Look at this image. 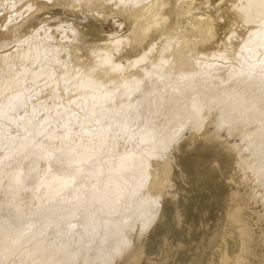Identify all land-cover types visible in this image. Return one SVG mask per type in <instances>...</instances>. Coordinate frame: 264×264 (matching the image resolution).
<instances>
[{
	"label": "bare ground",
	"instance_id": "6f19581e",
	"mask_svg": "<svg viewBox=\"0 0 264 264\" xmlns=\"http://www.w3.org/2000/svg\"><path fill=\"white\" fill-rule=\"evenodd\" d=\"M209 2L204 0L202 5H208ZM51 4L71 8L74 0H0V53L14 47L20 60L30 58L31 49L35 47L33 41L25 39V36L19 39L17 33L34 18L40 20V32L47 34L51 31L52 21L58 19L45 14L44 10ZM195 5L196 0L78 2L76 8L92 16H106L115 11L116 15L129 21V27L124 34L107 35L101 43L70 41L66 44L59 40L50 62L52 79L58 82L56 94L49 98L54 110L46 113L42 120L52 122L63 110L70 111L72 116L42 141L34 143L28 138L14 148L6 163L0 164V195L8 196L12 208L26 219L29 226H33V222L28 216L54 215L61 209L68 210L62 204L68 205V208L74 204L83 207L89 216L105 214L103 226H106V230L103 232H106L96 238L93 235L95 240L92 241L96 243L88 240L93 244L66 253L62 247H47L43 242V234H28V231L23 233L22 229H18L7 243H0V264H140L143 257L147 256L146 248L155 237L149 231L156 221H160L162 211L170 209L176 225L180 221L182 214L176 201L177 195L170 185L173 176L184 177L192 172L200 175L204 187L211 190L212 196L217 199L223 187L231 189L227 194L230 205L225 212V221L229 226L226 234L235 239L237 249L229 253L223 238L217 264H264V164L262 169L260 164H251L254 146L248 143L259 135L257 140L264 151V123L259 122L256 129L250 125L242 128L249 119H263L264 106L255 107V100L245 102L246 90L230 88L229 82H224L230 79L231 74L221 76L225 72L218 71L219 68L224 69L222 63L211 73L203 66L201 68L205 70L196 72L195 67L201 65L200 58L206 60L207 66H216L220 61H230L231 67L238 66L237 55H242V40L245 37L250 41L247 63L255 61L259 54L264 56V44L255 36L263 30L264 11L258 13L257 5H252L250 0H226L223 11L230 17L227 25L230 32L219 39L216 26L209 31L207 20L215 18L221 9L209 8L207 5L197 8ZM22 6L27 8L25 16L22 13L21 19H10V11ZM55 25L64 27L63 34L71 37L79 35L75 25L59 19ZM67 47L71 53L69 57H64ZM174 64L179 67L178 70ZM89 68L99 71L103 82L96 75L86 76ZM47 70L41 66L34 73L46 74ZM61 80V83L66 84L63 88L59 83ZM86 83H93L92 86L100 83L124 87L122 97L126 100L125 107L139 111L143 110L145 104L150 115L147 114L142 119L143 123L136 128L131 126L133 118L121 121L120 116L118 123L121 125L104 126L100 133L98 128V133H94V129V134L88 137L83 135V130L82 134H78L79 131L75 133L76 127L80 129L83 123L87 124L98 117L93 111L77 114L79 102L65 95L73 86ZM12 85L18 86L20 82L14 80ZM145 86H152L155 91L145 96L148 97L146 102L142 96H138L141 101L138 98V101H133L131 96ZM185 89H200V95L209 93L208 103H205V99V105L200 104L202 100L199 99L200 102L193 96L187 101L180 100ZM115 96L116 93L109 89L104 96L95 100L89 98L85 104L109 101L115 105ZM168 107L174 108L178 116L164 118V109ZM240 112L244 116L235 119V115ZM99 113L104 114L102 111ZM161 114L162 118L159 117ZM29 115L18 116L24 118L22 127L26 125ZM139 115L134 120L141 119ZM230 118L233 122L227 125ZM112 119L116 121L117 118ZM121 130L125 137L118 141L121 135L117 138L116 134H120ZM6 139L7 136L0 131V144ZM192 149L195 151L186 155ZM31 157L35 158L34 166H30L29 162L23 164ZM261 158L264 159V153ZM63 159L66 167L63 164L60 165L62 168H57ZM13 161L19 165L13 166ZM223 163L231 169L227 176L221 166ZM90 165L95 170L89 176V187L84 189L86 196L81 197L83 193L80 187L84 184L80 183L83 170H79V167ZM103 178L104 183L101 182ZM72 209L69 210L70 221L77 216V212ZM126 210L131 215H141L142 221L134 230L126 231L125 225L116 218ZM151 210L155 215L148 214ZM92 224L95 227L96 224ZM208 264H212L211 261Z\"/></svg>",
	"mask_w": 264,
	"mask_h": 264
},
{
	"label": "rangeland",
	"instance_id": "374dc122",
	"mask_svg": "<svg viewBox=\"0 0 264 264\" xmlns=\"http://www.w3.org/2000/svg\"><path fill=\"white\" fill-rule=\"evenodd\" d=\"M79 1L80 0H74V4L71 5V8H66L58 4H51L44 10L47 16L57 17L62 22H67L72 25H75L79 31V35L71 37L67 34H63L62 29L64 27H58L55 25V23L58 22V19L52 21L53 29L51 31H48L47 34H43L39 31L38 27L40 20L38 18H34L23 28H20L19 32L17 33L19 39L25 36V39L29 38L31 39V41H33L32 43L35 45V47L31 49V57L26 60H20L14 47H10L3 53H0V131L7 136V139L0 144L1 165H4L6 163L5 160H7V157L11 156V154L15 151L18 145L22 143L25 139L30 138L34 143L38 141L40 142L52 132H56L57 128L61 127V123H66L70 119V116H72L70 111L63 110L61 113L55 116L56 120H53L52 122H44L42 120L46 113L52 112L54 110V105L49 101V98L56 94V91L58 90V82L56 83V81L52 79L50 70L52 65L50 62L54 56V47L59 45V40H63L64 42H66V44H68L70 41H78L79 43L83 41L101 43L105 41L107 35L124 34L129 27V21L123 16L116 15L115 11L111 12L110 14H106V16H92L89 13L77 9L76 5ZM203 1L204 0H196L195 6L197 8L200 6H206L207 4L202 5ZM250 1L252 2V5H257L258 13L264 11V0ZM1 8L2 6H0V9ZM18 8H14L10 11V15L12 13L10 19H12L13 21H16V19H21L23 15L25 16L27 12V8H25V6H22L19 9ZM198 10L199 9H196L195 11ZM15 12L16 14H14ZM41 16L43 15L41 14ZM41 16L39 18H41ZM225 27L229 28L227 25ZM225 35L226 33L224 31V27H220L217 24V38L220 39ZM255 36L259 39V41H261V44H264V27L263 30ZM23 44L26 47L28 46L27 43ZM242 50V55H237L239 61L238 66L236 67H231L232 65L230 64V61H220V63H216V66H207V64L205 63L206 60L204 58H200L201 65L195 66L197 70L196 72L205 70L202 69L201 66L206 67V69H208L210 73L214 72V68L217 69L219 66H222V63L224 65L222 66L224 69L219 68L218 71L224 70L225 72L221 73V76H227L231 74L230 79L225 80L224 82H229L230 88L235 87L244 90V92L246 90L247 92H245L244 94L246 99L245 102L255 100V107L260 108L261 106H264V56L259 54L256 56L255 61L247 63L246 59L250 53V41L248 37H245L242 40ZM70 53L71 51L69 50V47L65 48L64 57H69ZM170 53H172V50L170 51ZM244 55L246 56L244 57ZM161 61H163V59ZM174 65V68L178 70L179 67H177L176 64ZM41 66H45L48 69L46 74H35L34 71ZM180 71H183V69ZM151 73H153V69H151ZM88 75H96V78L101 80V75L99 74V71L94 70L93 68H89L87 70L86 76ZM254 75L256 77L251 78ZM14 80H18L20 82V85L13 86L12 81ZM146 80L144 81L145 83H147ZM62 81L63 80H61L59 83L62 84L63 88L66 86V84L61 83ZM101 82L103 81L101 80ZM92 85L93 83L75 85L70 88L65 94L69 96L72 100H74V102H79L78 111L76 109L77 114H83L86 112L93 111L95 112V114L98 115V117L91 119V122H86L87 124L83 123L82 127L84 129L82 127H80V129H77V127L76 129L74 128L76 130L75 133L79 131L78 134H82L83 132V135H87L88 137L96 133V131L98 133V130L99 133L102 132L104 130V126L107 127L112 124V126H115L118 122H120L121 118V121H123L124 118H128L129 120L133 118L132 121L134 123L130 121L132 123L131 126L133 128H136V126L139 127V125L143 123L142 119L145 116L150 115L148 114L150 113V111H146L145 104L143 106V110H137L138 112L134 108L129 107V109L127 106L125 107L126 100H124V96L122 97V93H124L125 91L124 87L106 86L100 83L94 86ZM109 89H112V91L116 93V96L114 97L115 105L111 104V102L109 101L103 104L95 103V101L92 104H85V101L89 98L91 100H95L96 98L104 96ZM140 90L141 91H138L139 94L138 92L137 94L135 93L137 96H135V94L131 96V98H134V100L132 99L133 101H138L139 99L141 101V98H138V96L145 97L146 95L155 91V88H153L152 86H145L142 87ZM199 91L200 89H185L183 90L184 96L181 97L180 100H186L187 98L189 99L193 96L197 97L198 100H202V103L200 104H207L209 99L208 97H210V94H201V98ZM216 96L219 95L216 94ZM246 96H248L247 98H249V96L253 97L247 99ZM147 98L148 97L144 98L145 102ZM121 100L124 101H122L121 103ZM201 100L199 101L201 102ZM203 101L206 102L204 103ZM109 108L111 110H108ZM120 108H123V110ZM99 109L100 111L104 112V114H106L100 115ZM112 109L114 110V112ZM127 109L130 111L128 112ZM173 109L174 108L172 107H170L169 109H164V115L161 114L159 117L162 118L163 115L164 118L168 116L169 119H172L174 118L173 116H178V114L174 113ZM115 110L119 113H116ZM124 110L126 113H124ZM234 110L235 109H232L231 111ZM130 112H132L133 114L130 115ZM166 112H168L169 114L167 115ZM27 113H29L30 115L27 118L26 125L22 127L21 124L23 123L24 118H19L18 116L25 115ZM161 113H163V109ZM119 114H122L123 117ZM126 114L128 116H126ZM138 114H140L142 118L138 121L134 120L135 116L138 117ZM153 114L152 116H154ZM235 116V119H241L244 115H242L240 112ZM101 117L103 118V120ZM155 117H157V115ZM112 118L117 119L115 121V119ZM261 118H263V116H261ZM232 120L233 119H231V121H229L227 125L231 124L233 122ZM249 120L245 121V125L242 128H246L250 125L251 127L254 126L256 129L258 124L260 125L259 122L264 123V118L261 119L263 121H257L255 119V121L257 122L251 119ZM109 122L110 124H108ZM106 123L108 125H106ZM136 123L137 125H135ZM117 125H121V123H118ZM54 127L56 129H54ZM87 129L89 131H87ZM90 129L92 130L90 131ZM94 129L95 132L93 131ZM228 130L229 129H227V131ZM121 132L122 130L119 131L120 134H118V132V135L116 134V137L118 136L117 138H119V135H121L120 139H117L118 141L123 140L125 137L122 136L124 135V131L122 134ZM257 138H259V135L253 137L248 141V143L254 146L253 150L251 151L250 161L251 164H260V169H262L264 159L262 160L261 156L264 151L262 150V147H260L262 144L260 145V142H258ZM193 151L195 150H189L186 155H191ZM34 159L35 158L31 157L29 161L23 164H27L29 162L30 166H34ZM59 163V166H56L57 168H60V165L63 164V167H66L64 159L63 161H59ZM11 164H13V166L19 165V163H17L16 161H13ZM205 164H207V161H205ZM92 166L93 165H90L88 167L84 166V168L82 166L79 167V170H83V173L80 171V183H83L85 185H81L80 187L79 184V187L80 189H82L83 193L81 197L86 196V194H84V189L85 187L88 188L91 183L89 176L92 173V170H95V168ZM221 166H223V170L225 171L224 175L227 176L231 172V169L229 168V166H227V164L224 163L221 164ZM26 167L27 166H25L24 170H26ZM84 170L86 171L84 172ZM84 179L85 181L83 182ZM104 181L105 179L103 178L101 182L104 183ZM170 185L173 186V191L177 195L176 201L179 204L180 212L182 214L180 216V221L178 225H176L173 219V212L170 209H168L166 212L162 211L164 215H160V221H156L154 226L149 231V234H154L155 237L151 241V244L146 248L145 252L147 256L143 257L140 264H208L209 261H211L212 264H217L218 250L222 245L224 239L226 240V248L228 252L231 254L234 253L237 249V244L232 236L226 234V231L229 226L225 221V212L230 205V202L227 199V194L231 190L230 187H223L222 192H220V195L217 199L212 196L211 190H207L204 187L200 175H198L196 172H192L184 177L173 176ZM64 205L68 210H65V208L61 209L57 211L54 215H46L45 217L44 215L28 216V218L33 222V226H29L26 224V219L18 215L12 208L8 196L5 194H1L0 243H7L9 237H12L18 229H22L23 233H26L28 231V234L29 232H32L34 234L38 232L36 235L43 234V242L47 247H62L66 253H69L72 250L85 246L86 244H93L95 242L92 241L95 240L93 239V235H96L94 237L96 238L100 236V234L104 230H106V226H103V223L105 225L106 221L105 214H102V216L100 213H95L94 215H90V217L89 213L87 214L85 209L83 207H80V205H78L79 207L74 206V204L72 206L69 205L71 208H68V205L66 204H62V206ZM70 209H72L71 211L77 212V216H75V218L71 221V217L69 215ZM148 214L151 216L155 215L152 210L149 211ZM140 216L141 215L139 214L131 215L129 211L126 210L124 213H121L120 215L118 214L116 218L120 221L123 226L125 225V230L129 231L134 230L138 225H140L142 221ZM90 220L92 222H90ZM100 221L103 222L101 223ZM86 223L88 226L90 225V227H88ZM92 223L96 224L95 227ZM96 231H100L98 235L95 234ZM105 232H103L101 235L105 234ZM87 233H89L88 238L86 237ZM90 235H92V239ZM88 240L89 242L91 241L93 243L87 242Z\"/></svg>",
	"mask_w": 264,
	"mask_h": 264
},
{
	"label": "snow or ice",
	"instance_id": "6c2138e0",
	"mask_svg": "<svg viewBox=\"0 0 264 264\" xmlns=\"http://www.w3.org/2000/svg\"><path fill=\"white\" fill-rule=\"evenodd\" d=\"M226 0H210L208 3V7H216L221 9V11L215 16V18H211L207 20V24L209 25V31L212 30L213 27L217 26L224 27V31L227 34L229 32V28L225 27L230 23V17L225 14L223 11L225 7Z\"/></svg>",
	"mask_w": 264,
	"mask_h": 264
}]
</instances>
